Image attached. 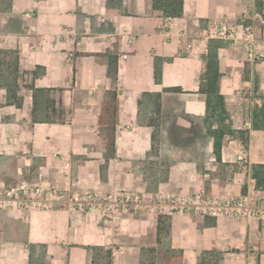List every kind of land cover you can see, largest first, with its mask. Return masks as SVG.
Here are the masks:
<instances>
[{
	"label": "crops",
	"instance_id": "0c3cea01",
	"mask_svg": "<svg viewBox=\"0 0 264 264\" xmlns=\"http://www.w3.org/2000/svg\"><path fill=\"white\" fill-rule=\"evenodd\" d=\"M243 14L264 34V0H184L178 22L192 34L207 18ZM164 16L153 0H0V50L18 55L21 103H8L0 86V181L264 194L251 175L252 164L264 163V129L251 128L253 106L264 101V61H248L243 42H210L228 112L223 126L249 130L246 147L237 135L216 159L200 92L209 53L181 55L160 26ZM32 87L49 89L36 110L47 120H34ZM160 216L109 219L62 204L0 210V264H92V247L111 249V264H200L211 257L206 251L218 264H264V220ZM169 249L180 258H163Z\"/></svg>",
	"mask_w": 264,
	"mask_h": 264
},
{
	"label": "built area",
	"instance_id": "2783aa9c",
	"mask_svg": "<svg viewBox=\"0 0 264 264\" xmlns=\"http://www.w3.org/2000/svg\"><path fill=\"white\" fill-rule=\"evenodd\" d=\"M160 26L170 30L169 36L176 40L181 55H207L210 42L221 39L243 42L248 61H264V34H257L254 23L247 14L237 18H207L192 34L181 29L178 16L165 15ZM244 155L242 152L240 157ZM57 204L71 210L96 213L109 219H117L125 212H153L158 215L179 213L214 218L226 216L264 220V194H215L205 188L193 193H150L125 188L108 191H68L43 183L30 184L20 181L7 185L0 181L1 211L50 209Z\"/></svg>",
	"mask_w": 264,
	"mask_h": 264
},
{
	"label": "trees",
	"instance_id": "16d2710c",
	"mask_svg": "<svg viewBox=\"0 0 264 264\" xmlns=\"http://www.w3.org/2000/svg\"><path fill=\"white\" fill-rule=\"evenodd\" d=\"M184 0H153V8L163 15L181 16L183 12ZM220 76L218 68V54L217 46H212L209 54L206 57V70L202 76L200 83V92L206 95V116L204 122L208 125V134L212 138L213 153L216 159L221 158V149L230 140L236 138L237 135L242 140L244 147L247 146L249 130H239L238 134L223 126V123L228 117V112L225 106V96L220 93L218 88V79ZM18 55L11 50H0V86H4L8 93V103L20 105V100L17 95L19 88L18 82ZM158 79V70L156 69V80ZM34 90V120H47L45 117H37L36 110L39 98L45 97L49 89L35 88ZM172 90H180V88H172ZM111 100L109 106L112 107ZM213 123H217L218 127L211 128ZM251 128L264 129V101L262 104L253 106L251 115ZM251 175L256 180V188H264V163H254L251 166ZM166 216V215H162ZM160 216V217H162ZM167 233L166 226L159 228L158 240L165 239ZM93 257L92 264H111L112 251L111 249H104L102 247H92ZM172 253L174 258H180V251L169 249L164 251ZM205 254H210L209 259L202 258L200 264H218L219 258L214 251H206Z\"/></svg>",
	"mask_w": 264,
	"mask_h": 264
},
{
	"label": "rangeland",
	"instance_id": "374dc122",
	"mask_svg": "<svg viewBox=\"0 0 264 264\" xmlns=\"http://www.w3.org/2000/svg\"><path fill=\"white\" fill-rule=\"evenodd\" d=\"M224 125H228V124H224Z\"/></svg>",
	"mask_w": 264,
	"mask_h": 264
}]
</instances>
